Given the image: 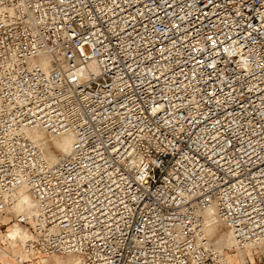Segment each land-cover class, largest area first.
<instances>
[{
    "label": "built area",
    "instance_id": "2783aa9c",
    "mask_svg": "<svg viewBox=\"0 0 264 264\" xmlns=\"http://www.w3.org/2000/svg\"><path fill=\"white\" fill-rule=\"evenodd\" d=\"M210 211L264 245V0H0V264H228Z\"/></svg>",
    "mask_w": 264,
    "mask_h": 264
},
{
    "label": "bare ground",
    "instance_id": "6f19581e",
    "mask_svg": "<svg viewBox=\"0 0 264 264\" xmlns=\"http://www.w3.org/2000/svg\"><path fill=\"white\" fill-rule=\"evenodd\" d=\"M46 132H47L46 130L40 127L34 128L30 131V137L33 140V142L37 145V147L40 149L45 159L49 163H54L60 156L67 154L70 151L74 137L71 134L55 136L49 132L47 133L50 135H47ZM33 208H34L33 201L31 200V198L27 193H23L18 202V207H17L18 211L30 212ZM206 217H207V234L210 242L214 244L216 243L220 248L232 247V246H236L238 249L240 248L237 244H235L229 231L225 229L226 228L225 225L216 218L214 212L212 211L208 212L206 214ZM18 227H16L15 229L16 232L19 229ZM223 229H225L226 236L223 232ZM16 232L14 231V233ZM219 234L222 237L217 239V236H219ZM225 237L228 238L225 239ZM219 240L221 241L219 242ZM252 250L254 251L252 252ZM247 252L248 253L252 252L248 256L250 257L251 261L254 262L255 261L253 257L254 252H264V245L248 247ZM244 253H242L241 249H239V253H237L234 257H232L231 254L227 252L226 254H227L228 264H230L232 259H234L237 262V264H243L245 262L244 256L246 255ZM71 262H72V258H68V261L65 262L63 258L58 257L57 261L52 262V264H71Z\"/></svg>",
    "mask_w": 264,
    "mask_h": 264
},
{
    "label": "rangeland",
    "instance_id": "374dc122",
    "mask_svg": "<svg viewBox=\"0 0 264 264\" xmlns=\"http://www.w3.org/2000/svg\"><path fill=\"white\" fill-rule=\"evenodd\" d=\"M47 133V132H46ZM47 135H50V134H48L47 133ZM9 216H11V215H9ZM5 220H8V218H6ZM9 228H8V234H7V240H10V243L11 244H14V243H16V240H17V238L18 237H20V238H25L26 237V235H27V233H26V226H23V227H21L19 224H15V225H12V223H10L9 225ZM19 226V227H18ZM16 227H18L17 229V232H16ZM225 229H227V228H225ZM225 229H223V232H224V234H225V236H226V232H225ZM14 231L16 232V233H14ZM227 231H229L228 229H227ZM14 233V234H13ZM230 233V232H229ZM13 234V235H12ZM25 236V237H24ZM220 237H222V236H220V234H219V236H217V239L218 238H220ZM226 238H228V237H225V239ZM6 239H4V241H7ZM221 240H219V242H220ZM216 247H218V248H220L216 243L214 244ZM224 249L227 251V252H229L230 254H231V256L232 257H234L237 253H239V249H241V251H242V253H244V252H246V253H244V254H246L244 257V263L243 264H247V263H249L250 262V257L248 256V255H250L254 250H252V252L251 253H248L247 252V248H237L236 246H232V247H224ZM258 252H254V254H253V257L257 254ZM1 254V258L3 259V261H4V259H5V254H3L2 252L0 253ZM58 257L59 258H63V260L65 261V262H67L68 261V258H64V257H60V256H55L52 260H48V259H41L40 261L42 262V264H46V263H48V264H52V262H56L57 261V259H58ZM7 259V261L6 262H8V264H12V261H10L8 258H6ZM41 264V263H40ZM230 264H237V262L234 260V259H232L231 260V262H230Z\"/></svg>",
    "mask_w": 264,
    "mask_h": 264
}]
</instances>
